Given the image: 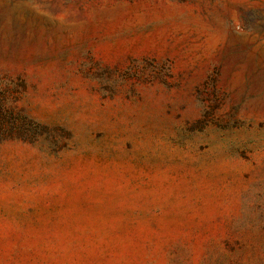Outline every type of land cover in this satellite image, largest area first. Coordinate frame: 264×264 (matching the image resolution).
I'll use <instances>...</instances> for the list:
<instances>
[{
	"label": "rangeland",
	"instance_id": "1",
	"mask_svg": "<svg viewBox=\"0 0 264 264\" xmlns=\"http://www.w3.org/2000/svg\"><path fill=\"white\" fill-rule=\"evenodd\" d=\"M0 264H264V0H0Z\"/></svg>",
	"mask_w": 264,
	"mask_h": 264
}]
</instances>
